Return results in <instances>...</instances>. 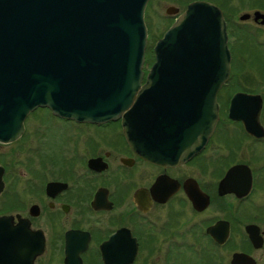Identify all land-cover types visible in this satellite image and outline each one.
<instances>
[{
  "label": "flooded vegetation",
  "instance_id": "obj_1",
  "mask_svg": "<svg viewBox=\"0 0 264 264\" xmlns=\"http://www.w3.org/2000/svg\"><path fill=\"white\" fill-rule=\"evenodd\" d=\"M197 1L220 8L231 52L206 144L177 164H155L132 150L120 120L76 123L36 109L21 137L0 142V264H264V87L234 79L239 35L264 46L255 33L264 10L252 0L233 12L232 0H193L173 21ZM33 117L62 127L60 142L72 144L56 172L34 147ZM37 158L38 179L26 166Z\"/></svg>",
  "mask_w": 264,
  "mask_h": 264
},
{
  "label": "water",
  "instance_id": "obj_2",
  "mask_svg": "<svg viewBox=\"0 0 264 264\" xmlns=\"http://www.w3.org/2000/svg\"><path fill=\"white\" fill-rule=\"evenodd\" d=\"M149 1L0 0V142L18 139L25 118L46 107L86 124L121 119L131 148L155 164L200 150L231 73L223 14L191 4L159 39L146 74Z\"/></svg>",
  "mask_w": 264,
  "mask_h": 264
},
{
  "label": "rangeland",
  "instance_id": "obj_3",
  "mask_svg": "<svg viewBox=\"0 0 264 264\" xmlns=\"http://www.w3.org/2000/svg\"><path fill=\"white\" fill-rule=\"evenodd\" d=\"M190 1L193 0L149 1L148 6L145 9L146 17L144 20H146L148 28L147 56L152 58L153 61L154 46L157 43L158 39L163 38L168 28L174 23L173 16L181 11H184V7ZM247 2L248 0H232V3L235 5V7H231L230 10H232V12L236 9L245 11L247 9L245 8V6L247 7ZM252 2L253 6L255 5L256 8H263L264 10V7L260 5V3L262 4V2L264 3L263 0H252ZM253 6L251 8H253ZM176 10L177 12L175 13L174 11ZM255 33L256 35H259L261 41L264 42V31H255ZM239 36L241 37V40H239L238 45H236L237 47H235L237 51V58L234 63V79L244 80L243 84L253 87V89H261L264 87V46L256 45L253 40V36L246 35L245 32L244 34H241ZM236 43L237 40H235L234 44ZM146 68H150V65H148ZM35 118L36 117H33V120H31V128L33 129V132L37 133V135H39L40 137L38 136L39 138L36 141L37 143L34 144V147H42L43 149H46L44 153L46 155L47 162L55 166L53 167V171L56 172V170H58V167L62 166L61 164H67L69 160L72 159V144H65L60 142L62 139L60 138V136L58 137V135L62 127H55L51 125L50 122H47L45 126H43L40 124V122L35 121ZM63 129L65 130L66 128L63 127ZM44 132L46 136L49 137L47 138L45 136L48 144L47 142L42 144V133ZM96 133L98 134L100 132L96 130L95 134ZM25 159L23 158V160ZM27 161L28 160H26L25 163H27ZM26 166H29V169H32V172L29 173L38 179L41 171V159L37 158L35 162L32 161L30 163H27Z\"/></svg>",
  "mask_w": 264,
  "mask_h": 264
},
{
  "label": "trees",
  "instance_id": "obj_4",
  "mask_svg": "<svg viewBox=\"0 0 264 264\" xmlns=\"http://www.w3.org/2000/svg\"><path fill=\"white\" fill-rule=\"evenodd\" d=\"M149 64H151V62L153 61L152 58H150L149 56H147V60H146Z\"/></svg>",
  "mask_w": 264,
  "mask_h": 264
}]
</instances>
